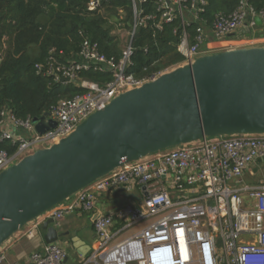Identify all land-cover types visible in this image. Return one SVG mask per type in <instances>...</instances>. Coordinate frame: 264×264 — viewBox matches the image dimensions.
Segmentation results:
<instances>
[{"label": "built area", "instance_id": "built-area-1", "mask_svg": "<svg viewBox=\"0 0 264 264\" xmlns=\"http://www.w3.org/2000/svg\"><path fill=\"white\" fill-rule=\"evenodd\" d=\"M252 1L240 0L231 14L217 13L209 20V0H129L130 30L122 23L126 6L117 9L121 21L110 20L127 38L120 59L102 53L84 31L76 58L67 59L52 49L47 62L36 66L37 74L74 84L82 92L61 99L48 112L45 122L53 121L56 127L43 134L33 118L20 119L5 109L0 142L13 150L0 149V174L70 136L121 94L169 72L139 77L129 71L141 28L157 33L179 23L174 46L184 57L181 65L209 54L264 46V10L258 11ZM107 2L89 0L87 9L104 14ZM88 71L111 77L103 82L82 78L81 73ZM115 194L126 204L99 211V198ZM76 211L93 216L96 235L95 248L82 264H264V134L206 137L125 163L33 221L27 236L34 237L48 218L54 217L57 224ZM131 230L135 231L121 238ZM121 250L125 258L119 259L115 255ZM67 256L59 241L34 251L30 264H64ZM4 259L0 254V263Z\"/></svg>", "mask_w": 264, "mask_h": 264}, {"label": "water", "instance_id": "water-1", "mask_svg": "<svg viewBox=\"0 0 264 264\" xmlns=\"http://www.w3.org/2000/svg\"><path fill=\"white\" fill-rule=\"evenodd\" d=\"M87 7V4H86ZM262 25L260 18L256 19ZM34 118L38 133L56 127ZM264 134V46L209 54L125 92L59 143L0 174V249L56 206L125 163L206 137ZM41 229L47 244L71 237L77 255L91 247L78 232Z\"/></svg>", "mask_w": 264, "mask_h": 264}, {"label": "trees", "instance_id": "trees-1", "mask_svg": "<svg viewBox=\"0 0 264 264\" xmlns=\"http://www.w3.org/2000/svg\"><path fill=\"white\" fill-rule=\"evenodd\" d=\"M89 0H0V50L8 38V47L0 63V121L1 114L11 109L20 119L40 118L64 98L82 92L74 84L55 83L51 78L37 74L36 66L44 64L52 49L65 58H76L81 50V31L100 46L108 57L120 59L122 48L118 37L112 34L110 24L119 7L130 11L129 0H108L104 5L107 13L88 11ZM207 18L217 13L231 14L240 0H209ZM258 11L264 10V0H253ZM116 17V15H115ZM179 23L165 26L163 32L154 33L141 28L134 40L135 54L130 72L142 77L180 66L184 57L174 44L178 35L174 30ZM194 33V26L190 28ZM148 49L146 52L145 50ZM81 77L94 82L110 79V75L88 71ZM0 149L12 151L5 142Z\"/></svg>", "mask_w": 264, "mask_h": 264}, {"label": "crops", "instance_id": "crops-1", "mask_svg": "<svg viewBox=\"0 0 264 264\" xmlns=\"http://www.w3.org/2000/svg\"><path fill=\"white\" fill-rule=\"evenodd\" d=\"M239 35L241 34L239 33ZM114 197H117V199L115 200ZM118 199L122 201L124 197L118 194H115L114 196L107 195L105 198L103 197L102 201L98 204V210L110 212L123 207L125 201L119 203ZM92 222L93 216L90 213L80 212L77 216L71 215L65 217L58 222L56 226L60 232L77 231L79 238L85 243V245H89L92 251L96 244V235ZM27 229L28 227L15 234L3 245L0 249V254L4 255L5 259L0 264H30L32 253L44 248L47 243L44 240L45 232L41 227L34 237L27 236ZM60 245L66 249L68 253L64 264H82L83 258L77 255V250L74 247L71 237H65L60 241Z\"/></svg>", "mask_w": 264, "mask_h": 264}, {"label": "rangeland", "instance_id": "rangeland-1", "mask_svg": "<svg viewBox=\"0 0 264 264\" xmlns=\"http://www.w3.org/2000/svg\"><path fill=\"white\" fill-rule=\"evenodd\" d=\"M126 12H127L126 20L122 21V23H125L127 29L130 30V28L132 27V24H133V18H132L131 12H130L129 10H126ZM104 15H105L106 17H108L109 15H111V13L109 14V13H107L106 11H104ZM113 15H114V14H112L111 16H113ZM115 15H116V17H115ZM115 15H114L112 18H109V19L111 20V23H112V24H115V22H116V18L118 19V21H121V20L118 18L117 12H116ZM109 17H110V16H109ZM112 26H113V25H112ZM113 35H114V36L117 35V36L119 37L121 48H123L122 46H125L126 43H127L126 35H125L124 33H119L118 31H116V29H115L114 26H113ZM3 43H4V48H3L2 50H0V63H1L2 58H3V56H4V49H6V48L8 47V38H4ZM175 68H177V67H173V68H171V69H168V71H172V70L175 69ZM261 178H262V177H261V175H260V179H261ZM247 181H248L247 183L252 182L251 180H247ZM103 197L105 198V197H107V195H103V196H101V197L99 198V203L102 201V198H103ZM135 198H136V197H135ZM114 199L116 200L117 197H114ZM124 199H125V198H124ZM124 199L122 200L123 202L125 201ZM118 200H119V201H118L119 203L122 202L120 199H118ZM124 205H125V203H124ZM124 205H123V206H124ZM63 206H64V204H63ZM99 206H100V205H99ZM79 213H80L79 211H76L73 215H74V216H77ZM86 215H87V214H86ZM134 231H135V230H131V231H127V232H125V233L122 235L121 238H124V237H126V236L132 234Z\"/></svg>", "mask_w": 264, "mask_h": 264}, {"label": "bare ground", "instance_id": "bare-ground-1", "mask_svg": "<svg viewBox=\"0 0 264 264\" xmlns=\"http://www.w3.org/2000/svg\"><path fill=\"white\" fill-rule=\"evenodd\" d=\"M115 256H118L119 259H120V258H125V257H124V251L121 250V251H120L117 255H115Z\"/></svg>", "mask_w": 264, "mask_h": 264}]
</instances>
